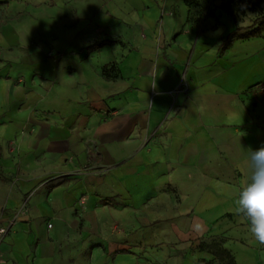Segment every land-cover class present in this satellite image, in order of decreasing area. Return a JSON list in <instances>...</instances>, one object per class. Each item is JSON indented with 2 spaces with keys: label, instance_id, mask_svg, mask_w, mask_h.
<instances>
[{
  "label": "crops",
  "instance_id": "obj_1",
  "mask_svg": "<svg viewBox=\"0 0 264 264\" xmlns=\"http://www.w3.org/2000/svg\"><path fill=\"white\" fill-rule=\"evenodd\" d=\"M56 1L76 4L78 19L94 24L86 35L77 27L49 38L55 58L46 56L50 46L29 44L36 35L2 25L1 51L9 54L11 68L22 73L24 82L0 78V113L18 114L21 106L26 110L32 117L26 126L36 132L29 144L56 155L57 171L70 179L59 186L62 205L84 195L88 204L81 210L94 211L85 224L98 236L91 237L92 245L77 239L81 248L76 253L86 248L90 264H129L131 239L123 230L117 235L109 231L112 225H127L126 212H150L151 221L171 216L175 222L178 213L201 211L205 200L211 203L212 188L226 195V177L242 165V148L262 146L255 145L258 140L251 134L260 131L262 118L257 107L251 109L245 90L264 80V38L234 39L220 52L221 40L233 29L222 35L208 30L193 42L189 59L185 51L168 47L170 64L153 50L152 24L160 0ZM112 19L143 23L132 33L120 29L94 39L95 24L107 25ZM220 37L212 53L202 54L205 43L214 44ZM105 39L112 42L87 48ZM112 195H121L123 204L102 202ZM207 219L191 218L192 233L179 235V240L194 239L210 224ZM36 224L32 221L29 227L35 229ZM68 227L60 221L61 243L67 242ZM100 229L107 237L99 236ZM19 242L15 236V245ZM48 247L44 240L39 250L45 254Z\"/></svg>",
  "mask_w": 264,
  "mask_h": 264
},
{
  "label": "rangeland",
  "instance_id": "obj_2",
  "mask_svg": "<svg viewBox=\"0 0 264 264\" xmlns=\"http://www.w3.org/2000/svg\"><path fill=\"white\" fill-rule=\"evenodd\" d=\"M229 1L160 0L159 15L152 24L153 50L157 52V58L172 64L171 56L166 51L168 47H174L185 51L189 59V52L194 49L193 42L196 44L197 39L204 38L208 30H220L222 35L239 26L242 29L238 34H242L244 28L262 14L258 9L247 6L246 0H237L240 8L229 14L220 8V3ZM78 16L80 13L74 3L61 4L56 0L0 2V27L10 23L36 35L29 44L50 46L52 51L46 52V56L50 58L56 54L49 38L52 40L60 37L77 27L81 33L88 34L90 24H94V21H80ZM81 22L89 26H78ZM142 23V20L112 19L107 21V25L95 24L93 37L97 39L112 35L120 29L132 33L138 26H142ZM193 34L195 41L191 40ZM178 37H181L179 42ZM260 37L264 38V28ZM221 38L215 39L211 45L205 43L202 54L212 53L213 47ZM2 49L0 48V78L10 79L14 84L23 83L22 73L16 68H11L12 61L7 56L9 54L2 52ZM5 69L7 70L4 71ZM184 70L185 67L182 74ZM181 86L185 88V82ZM245 94L251 109L257 107L258 115L262 118L258 121L260 131H251L258 140L255 145L261 146L264 143V80L249 86ZM21 99L22 97L18 98L19 102ZM21 107L16 111L18 114L9 116L0 113V229H4V232L0 233V264H90L86 248L81 254L76 253L75 249L81 248L78 240L84 239V245H92L91 237L98 236L90 224H85V220L90 221L93 218L94 211L81 210V205L88 204L84 195L78 196L67 206L62 205L59 186L70 179L57 171L56 155L29 144L36 132L32 127L26 126V122H32V117H28L26 110ZM80 170H75V174ZM226 178L227 193L228 189L242 183L241 165H237ZM168 190L176 194V189L169 186ZM208 195L211 203L205 200L202 210L198 212L191 210L178 213L180 216L175 222L171 221V216L170 219L163 217L151 221L153 216L150 212L132 209L124 215V220L128 222L124 228L112 225L109 231L117 235L123 230L125 236L131 239L130 247L127 248L131 254L129 264H228L224 255L215 253L222 247L231 252L236 264H264V246L251 238L248 226L234 214L233 199L227 194L218 195L213 188ZM174 198L178 200V194L174 195ZM94 200L97 201L96 198ZM122 200L121 195H112L102 202L123 204ZM196 215L208 218L210 224L194 239L179 240V235L192 233L191 218ZM32 221L37 223L35 229L29 227ZM60 221L69 226L66 229V243L60 242ZM49 222L52 223V228L48 226ZM176 222H179V228ZM172 224H175L174 227ZM100 235L106 236L103 229H100ZM15 236L20 238L16 245ZM116 239L117 236L113 242ZM44 240L49 245V252L45 251V254L39 250L40 243ZM119 264L128 262L125 260Z\"/></svg>",
  "mask_w": 264,
  "mask_h": 264
},
{
  "label": "clouds",
  "instance_id": "obj_3",
  "mask_svg": "<svg viewBox=\"0 0 264 264\" xmlns=\"http://www.w3.org/2000/svg\"><path fill=\"white\" fill-rule=\"evenodd\" d=\"M239 159L243 181L226 194L233 199V212L248 226L251 238L264 246V145L256 150L242 148Z\"/></svg>",
  "mask_w": 264,
  "mask_h": 264
},
{
  "label": "trees",
  "instance_id": "obj_4",
  "mask_svg": "<svg viewBox=\"0 0 264 264\" xmlns=\"http://www.w3.org/2000/svg\"><path fill=\"white\" fill-rule=\"evenodd\" d=\"M1 2V0H0ZM247 6L252 9H258L262 12V14L256 17L252 23L244 28V32L242 34H238V31L242 29V27H235L232 31H230L224 39L221 40L219 44V50L222 52L229 43L234 39H246L250 37H260L262 30L264 28V0H246ZM220 8L224 11L232 14L235 10L240 8L237 0H230L229 2H222L220 3ZM112 40L105 39L101 41H97L89 45L88 49H96L104 44L111 43ZM219 252V253H218ZM217 254H222L227 258L228 264H236L233 255L227 249L222 247L219 251H215Z\"/></svg>",
  "mask_w": 264,
  "mask_h": 264
},
{
  "label": "built area",
  "instance_id": "obj_5",
  "mask_svg": "<svg viewBox=\"0 0 264 264\" xmlns=\"http://www.w3.org/2000/svg\"><path fill=\"white\" fill-rule=\"evenodd\" d=\"M181 84H184V82H182ZM48 226L50 227L51 224H48ZM2 232H4V229L3 228L0 229V233H2Z\"/></svg>",
  "mask_w": 264,
  "mask_h": 264
}]
</instances>
